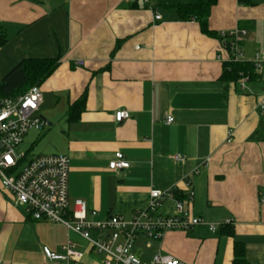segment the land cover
Masks as SVG:
<instances>
[{
    "label": "crops",
    "instance_id": "0c3cea01",
    "mask_svg": "<svg viewBox=\"0 0 264 264\" xmlns=\"http://www.w3.org/2000/svg\"><path fill=\"white\" fill-rule=\"evenodd\" d=\"M252 1L218 0L208 35L177 11L198 0H0L8 36L0 83L24 60L57 62L40 85L46 126L23 143H30L31 157H69L71 202L96 211L90 220L119 216L129 223L146 208L152 187L177 188L195 216L217 225L232 221L217 233L201 225L160 240L140 235L134 253L143 264L157 255L232 264L235 242L243 243L249 264H264V67L245 88L222 79L232 41L224 34H237L249 64L264 52V0ZM119 110L130 118L117 123ZM117 153L129 168L110 169ZM175 204L163 200L158 213L172 215ZM68 241L84 254L78 264H104L105 256L62 224L33 220L0 185V264H45L42 249L60 252Z\"/></svg>",
    "mask_w": 264,
    "mask_h": 264
},
{
    "label": "built area",
    "instance_id": "2783aa9c",
    "mask_svg": "<svg viewBox=\"0 0 264 264\" xmlns=\"http://www.w3.org/2000/svg\"><path fill=\"white\" fill-rule=\"evenodd\" d=\"M157 14L155 20L160 21ZM236 33L224 34L223 38H232L228 49L229 62L247 63L243 52L236 41ZM256 72L264 67V52L257 53L250 61ZM264 81V76L261 78ZM245 88L249 78L240 80ZM44 95L39 86L31 87L26 93L17 97L0 98V185L10 192L16 205L25 208L33 220L62 224L69 233L78 235L99 255L105 256L104 264H143L134 253L135 243L140 235L151 240H160L168 232L188 233L197 226H206L211 233H217L225 226L231 225L227 220L221 225L210 224L195 216L180 200L177 188L163 191L152 187L146 208L139 211L132 222L124 221L123 217L113 216L106 221H94L96 211H90L82 200L70 201L69 172L70 159L60 154L37 155L29 158L28 154H19L18 148L32 130H40L46 126L41 115ZM261 114L264 116V101L260 103ZM117 123L130 118L126 110L114 114ZM174 122L173 115L165 119L166 125ZM231 134H229V137ZM232 140L228 138V143ZM177 163L183 162L181 155L174 156ZM129 168V163L122 153L115 155L110 169L120 171ZM188 189L187 199L193 201V182L191 176L184 180ZM176 200L172 215L159 214L163 200ZM264 203V199L262 200ZM98 232V237L93 236ZM45 264H78L84 254L68 241L60 252L49 248L42 249ZM150 264H183L170 255H157Z\"/></svg>",
    "mask_w": 264,
    "mask_h": 264
},
{
    "label": "trees",
    "instance_id": "16d2710c",
    "mask_svg": "<svg viewBox=\"0 0 264 264\" xmlns=\"http://www.w3.org/2000/svg\"><path fill=\"white\" fill-rule=\"evenodd\" d=\"M218 0H198L195 4L183 5L177 8L180 19H196L202 31L209 35L208 18L211 9ZM242 4L254 5L252 0H239ZM8 43L5 29L0 25V48ZM57 62L47 59L24 60L17 65L0 83V98L17 97L26 93L31 87L43 84L56 70ZM248 77L249 81L255 77L252 64L240 62H228L224 64L222 79L226 82L237 83L242 77ZM84 98L78 102L83 106ZM226 226L224 229H227ZM222 229V231L224 230ZM232 235V231H230ZM232 264H249L245 247L241 242L234 243V258Z\"/></svg>",
    "mask_w": 264,
    "mask_h": 264
},
{
    "label": "rangeland",
    "instance_id": "374dc122",
    "mask_svg": "<svg viewBox=\"0 0 264 264\" xmlns=\"http://www.w3.org/2000/svg\"><path fill=\"white\" fill-rule=\"evenodd\" d=\"M30 147H31V146H30V143L27 141V143H23V144L18 148V153H19V154H25V153H26V154H28V157L31 158V156H32V150H30ZM29 150H30L31 152L28 153ZM34 150H35V152L37 151L36 148H35ZM35 152H34V153H35ZM30 154H31V155H30Z\"/></svg>",
    "mask_w": 264,
    "mask_h": 264
}]
</instances>
